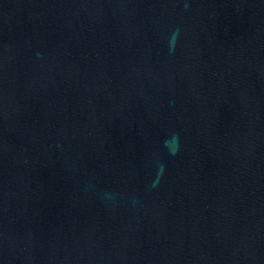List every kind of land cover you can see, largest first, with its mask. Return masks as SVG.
<instances>
[{"label": "water", "instance_id": "obj_1", "mask_svg": "<svg viewBox=\"0 0 264 264\" xmlns=\"http://www.w3.org/2000/svg\"><path fill=\"white\" fill-rule=\"evenodd\" d=\"M0 264H264V0H0Z\"/></svg>", "mask_w": 264, "mask_h": 264}]
</instances>
